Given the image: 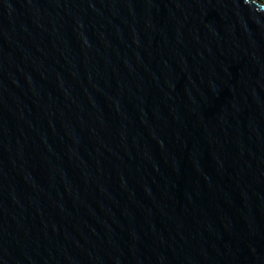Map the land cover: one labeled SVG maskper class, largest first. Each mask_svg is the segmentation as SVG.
Returning <instances> with one entry per match:
<instances>
[{
	"label": "water",
	"instance_id": "95a60500",
	"mask_svg": "<svg viewBox=\"0 0 264 264\" xmlns=\"http://www.w3.org/2000/svg\"><path fill=\"white\" fill-rule=\"evenodd\" d=\"M0 264H264V3L0 0Z\"/></svg>",
	"mask_w": 264,
	"mask_h": 264
},
{
	"label": "rangeland",
	"instance_id": "374dc122",
	"mask_svg": "<svg viewBox=\"0 0 264 264\" xmlns=\"http://www.w3.org/2000/svg\"><path fill=\"white\" fill-rule=\"evenodd\" d=\"M258 1H260V2H263V3H264V0H258Z\"/></svg>",
	"mask_w": 264,
	"mask_h": 264
}]
</instances>
